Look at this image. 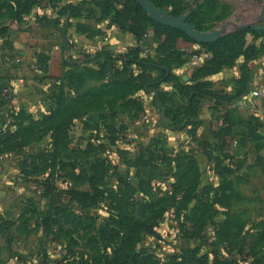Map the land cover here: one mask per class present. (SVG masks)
Wrapping results in <instances>:
<instances>
[{
	"label": "rangeland",
	"instance_id": "rangeland-1",
	"mask_svg": "<svg viewBox=\"0 0 264 264\" xmlns=\"http://www.w3.org/2000/svg\"><path fill=\"white\" fill-rule=\"evenodd\" d=\"M221 2L229 5L230 14L213 21V28L227 19L235 24L231 30L242 29V24L259 23L264 0ZM27 17L35 18L31 14ZM5 25L10 27V23ZM99 26L95 32L108 39V26ZM10 29L8 35L0 37V86L9 91L5 97L0 89V130H15L21 109L37 117L55 105L56 78L62 70L51 75L49 69L51 65L63 68L67 59L59 33L52 50V31L34 28L29 31L32 38L25 51L23 42L16 43L11 33L18 31L24 37L23 31L27 30ZM17 45H21L19 50ZM53 52L58 55L51 56ZM260 68L264 69V65L253 70ZM217 89L231 92L229 88ZM167 95V107L182 111L186 95L175 88ZM249 110L238 112L246 120L233 126V135L217 138L212 130L210 143L189 130L197 121L180 128L188 130L184 135L170 133L159 125L161 120L170 128V119L156 113L149 120L135 118L131 111L114 110V118L105 124L100 117L76 118L62 139L52 176L48 166L53 152L49 134L18 145L31 135L27 130L11 140L0 141V264H95L102 255L111 257L120 239L99 233L108 220L105 204L80 208L70 200L67 190H89L85 178L88 172L100 177L106 189L117 190L120 184L134 186L137 199L155 194L169 197L178 173L184 174L187 155L197 160L193 177L200 182L198 195L186 200L182 191L174 193L156 220V234L143 233L136 250L150 255L152 264L187 259L192 248H197V254L189 264H264V107L253 105ZM111 124L114 142L106 132ZM140 125L152 133H138ZM146 147L154 149L157 159L147 165H131ZM92 163L100 165L91 166ZM207 187L210 198L203 194ZM197 198L208 209L204 224L191 215L199 202Z\"/></svg>",
	"mask_w": 264,
	"mask_h": 264
},
{
	"label": "trees",
	"instance_id": "trees-1",
	"mask_svg": "<svg viewBox=\"0 0 264 264\" xmlns=\"http://www.w3.org/2000/svg\"><path fill=\"white\" fill-rule=\"evenodd\" d=\"M150 1L156 8L171 15L178 16L185 13V21L202 31L213 29V21L221 20L230 14L229 5L221 0H193L190 3L185 0ZM43 4L49 10L40 14L37 11L34 16L35 21L50 23L60 31L62 29L66 36V46L70 50L74 45V40L70 41V39L75 34H98L91 29L86 20L99 22L108 19L110 23H115L122 31L129 32L134 38V42L124 51L117 52L101 47L93 54L86 52L83 56L87 60L83 63H71L65 59L62 73L56 78L58 91L55 105L37 117L21 109L16 117L17 128L0 130V141L11 140V137H18L23 134L22 132L30 130L31 135L18 145L38 140L49 134V144L53 149L51 154L53 160L51 159L48 165L51 167L49 176H52L53 171L56 170L55 159L63 142L62 139L68 133L74 119L86 116L100 117L105 124L107 119L114 118L112 113L114 110L131 111L133 115H137L144 108L141 101L142 93H153L154 101L163 115L170 119V126L173 129L195 124L201 98L212 100L213 104L210 108L214 113H218L217 119L222 121L214 132L217 138L233 135L235 132L233 126L246 120L238 113L235 103L240 96L251 89L254 73L250 63L264 55V29L248 26L231 30L213 42L197 43L182 31L151 19L135 0H0V37L10 33V27L5 25L7 20L21 24L35 8ZM149 29L152 31L151 39L154 43L151 46L148 42ZM178 38L199 46L192 54H196L199 50L208 53V57L195 68L187 81L180 79L173 71L187 58V53L177 46ZM144 45L149 48L146 53L143 52ZM241 58L239 73L232 78L231 92H224L214 87L209 77L224 68L237 65ZM90 81L92 84L89 83ZM165 82H172L173 88L178 93L186 95V103L182 111L176 112L165 104L169 98L167 94H171L161 89V85ZM1 88L3 86H0ZM112 124L108 125L109 130L106 132L114 142L115 130ZM156 159L154 149L146 147L135 157L131 165H147ZM98 165L100 164H91V166ZM185 165L184 174L178 173L169 197L155 194L137 199L134 186L120 184L117 190L106 189L101 185L100 177L88 172L85 178L89 190H67L70 200L80 208H90L99 202L104 203L108 211V220L100 227L99 233L106 234L109 239L115 236L120 239L113 255L111 257L107 254L102 255L95 264H152L150 255H144L142 251L136 250L142 234H156V220L166 210L174 193L182 191L186 200H193L198 195L200 182L193 177V174L197 173V160L187 155ZM36 166L37 164L33 163L34 169H37ZM209 193L210 189L207 187L203 194L210 198L207 195ZM197 199L199 202L193 206L191 215L204 224L208 209L200 204V198ZM137 200H140L138 208L134 210ZM60 208L59 212L63 210L62 207ZM190 250L191 254L187 255V259L181 261L174 259L172 264H189L188 262L196 257L197 248ZM81 264H93V262L84 261Z\"/></svg>",
	"mask_w": 264,
	"mask_h": 264
},
{
	"label": "crops",
	"instance_id": "crops-1",
	"mask_svg": "<svg viewBox=\"0 0 264 264\" xmlns=\"http://www.w3.org/2000/svg\"><path fill=\"white\" fill-rule=\"evenodd\" d=\"M48 10L49 9L46 8L45 5L43 4L41 7L35 8L33 11L35 13L39 11L38 13L40 14V13L48 12ZM31 15L33 17L35 16L33 12L31 13ZM28 18L29 17H27L26 19L25 25H21L13 20H8L7 22H5V24L10 23L11 28L27 30V31H23L25 32L24 37L21 36V34H18V31H16L17 33H13V35L11 33V37H15V42L17 43L19 42V40H20V43L23 42L22 49L27 51L28 48L26 47H28L29 45L27 42L32 38V33H30L29 31L33 30L34 28H48L52 31L51 36L54 38L50 42L55 43L53 45H49V48H51L52 50L56 48V41L54 40H56V33H59L61 41L63 42L62 43L64 47L63 49L67 53V60H69L71 63H83L84 61L87 60V59H84L82 51L93 54L94 51L100 49L101 47H107L117 52H120V51H124L129 45H131L134 42V38L129 32L122 31L115 23H110L108 19L102 20L98 24L92 23L93 21L86 20L85 22L89 24L91 26V29L93 30L95 28L100 27L99 24L108 26V31H109L108 39L105 40L104 38H102L103 35L101 37L98 34L89 35V33H78V34H75L73 38H71L74 40V48L70 50L66 46V41H65L66 36H65V40L63 39L62 29H61L62 31H60L58 29H55L54 27L46 26L45 23H38V22L36 23L35 18L31 17L32 19L30 18L29 20ZM151 36H152V31L149 29L148 30V39H149L148 42L150 43V46L154 45L153 40L151 39ZM20 46L21 45L16 46L17 50L20 49ZM177 46L187 53V58L185 59V62L183 64H181L177 68H174L173 71L175 74H177L180 77V79H182L183 81H187L192 75V73L194 72L195 68L201 65L202 62L205 60V58L208 57V53L205 52L204 50H199L196 54H192L194 51H196L199 48V46L195 43L186 41L182 38L177 39ZM53 55H58V54L56 52H53L51 53V56ZM73 58H77V59H73ZM57 59H59L60 61V58H57ZM241 62H242V58L239 59L237 65L230 67V68H224L219 73L210 76L209 78L212 80L214 86L220 89L221 88L231 89L232 84H233L232 78L238 75L239 65ZM250 65L253 69L258 66L264 65V56L258 58L257 60L252 61ZM23 70L25 72V69ZM61 70H63V68H61V65L59 66L51 65L49 69V74L56 75V73L61 72ZM252 71L254 73V76L251 82V88L255 86H264V69L260 68V69H257L255 72L254 70ZM184 77H186V80L184 79ZM0 80H2L1 77H0ZM91 83L92 81H90V84ZM161 89L166 90L171 93V91L174 88H173L172 82H165L161 85ZM141 101L143 102V107H144L143 111L135 115V118L140 116V117H146L147 119L149 118L150 120V118H152V116L155 115V113L160 118H161V115L164 116L162 110L157 105V103L154 101L153 93H142ZM212 104H213L212 100L208 98L200 99V103H199L198 111H197V117L195 118V122L197 121V123L193 128L191 126V129H189L192 133H195V135L200 137L199 139H204L205 141L208 140L207 142L209 143H210V140L213 138L212 133H211L212 130L218 129V125L216 124L218 113H214L213 110L210 108ZM249 111L250 110L248 108L244 112H249ZM159 125H160V128L167 129L168 132L170 133H179V134L184 135L188 131V130L182 131V129H173L171 126L170 128H168L169 125H165L164 123H162L161 120H160ZM139 128L140 130L138 131V133H141V134L152 133L150 131H145V127L142 125H140Z\"/></svg>",
	"mask_w": 264,
	"mask_h": 264
},
{
	"label": "water",
	"instance_id": "water-1",
	"mask_svg": "<svg viewBox=\"0 0 264 264\" xmlns=\"http://www.w3.org/2000/svg\"><path fill=\"white\" fill-rule=\"evenodd\" d=\"M147 13V15L154 21L176 28L188 37L195 40L197 43H209L213 42L222 35L226 34L235 27V24L230 19L222 22L218 27L211 30L202 31L190 26L186 21V15L181 14L178 16L171 15L163 10L156 8L150 0H135ZM259 23H246L239 26V28H245L248 26H254L256 29H264V7L262 8V13L258 17ZM46 24V23H45ZM54 27L52 24H47ZM231 27V28H230ZM62 31V30H61ZM63 39L65 40L64 32L62 31ZM186 80V77H184Z\"/></svg>",
	"mask_w": 264,
	"mask_h": 264
},
{
	"label": "built area",
	"instance_id": "built-area-1",
	"mask_svg": "<svg viewBox=\"0 0 264 264\" xmlns=\"http://www.w3.org/2000/svg\"><path fill=\"white\" fill-rule=\"evenodd\" d=\"M104 39H107V36H104ZM149 48L144 45L143 51L147 52ZM2 94L5 97H8L9 91L7 88H2ZM253 105H258L260 107H264V86H255L252 87L247 93H244L242 96H240L235 106L238 111H245L248 108H251ZM217 125H221L222 121L218 119L216 121Z\"/></svg>",
	"mask_w": 264,
	"mask_h": 264
}]
</instances>
